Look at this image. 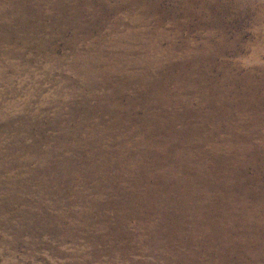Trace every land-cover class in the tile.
Masks as SVG:
<instances>
[{
  "label": "rangeland",
  "instance_id": "374dc122",
  "mask_svg": "<svg viewBox=\"0 0 264 264\" xmlns=\"http://www.w3.org/2000/svg\"><path fill=\"white\" fill-rule=\"evenodd\" d=\"M0 264H264V0H0Z\"/></svg>",
  "mask_w": 264,
  "mask_h": 264
}]
</instances>
